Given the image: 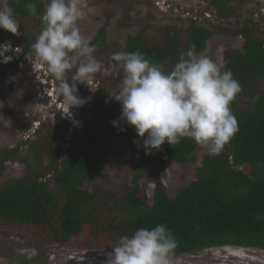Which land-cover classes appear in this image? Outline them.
Returning a JSON list of instances; mask_svg holds the SVG:
<instances>
[{"label":"trees","instance_id":"obj_1","mask_svg":"<svg viewBox=\"0 0 264 264\" xmlns=\"http://www.w3.org/2000/svg\"><path fill=\"white\" fill-rule=\"evenodd\" d=\"M204 1L218 18L236 15L233 0ZM29 2L35 3L36 15L27 11L25 5ZM7 7L13 9L16 19L40 16L42 30L46 7L41 0H11ZM106 27L99 28L91 41L96 49L106 43ZM144 29L127 38L123 51H139L163 70L174 68L181 52H187L192 45L195 55L204 52L218 27L191 21L185 29V41L182 28L177 25L162 28V37L158 39ZM238 32L245 40L243 47L225 52L221 67L231 70L242 87L231 105L239 131L219 155L211 156L207 152L203 156L194 181L173 197L164 185H157L152 203L141 194L140 180L148 166L157 167L154 175L158 177L171 160L179 164L195 160L199 144L184 138L175 146L165 142L151 153L143 149L136 162L138 171L132 187L113 201L85 187L104 177L101 171L109 147L98 135V124L108 102L116 103L114 98L109 99L108 92L117 88L122 79V71L117 68L112 76L96 74L97 90L89 94L96 102V111L79 133L69 136L70 122L58 111L50 133L42 134L39 129L32 139L0 149V176L9 161H21L27 169L24 176L0 184V222L16 227L46 224L50 232L45 239L60 243L83 235L88 228L95 236L107 232L117 243L120 236H131L140 227L163 224L174 233L175 254L227 245L264 249V93L254 92L264 79V37L258 35L252 20L239 26ZM34 42L23 37L24 52L33 57ZM113 52L116 51L110 53L105 66L115 63L110 60ZM24 83L28 84L29 80L17 84L25 90ZM240 103L244 105L242 109L238 108ZM20 146H28L30 153L24 154ZM245 167L250 171H245ZM108 208L115 211L106 220L104 214Z\"/></svg>","mask_w":264,"mask_h":264},{"label":"rangeland","instance_id":"obj_2","mask_svg":"<svg viewBox=\"0 0 264 264\" xmlns=\"http://www.w3.org/2000/svg\"><path fill=\"white\" fill-rule=\"evenodd\" d=\"M9 1L11 0H0V7H7ZM41 1L45 7L49 3V0ZM232 4L236 15L218 18L213 13L205 15L209 6L204 0H79L82 18L78 24L82 34L91 41L99 28L107 26L106 43L95 52L97 59L107 65L110 53L123 51L127 38L144 28L158 39L162 37V28L177 25L182 28L179 30L185 41V29L196 18L199 23H211L218 27L217 32L209 39L206 50L197 56H207L222 66L225 52L243 47L245 40L239 35V26L252 20L256 24L258 35L264 37V0H233ZM40 19V16L16 19L20 24L21 34L15 35L0 29V43L17 47L22 52L20 47L23 37L36 40L40 34ZM20 52L14 57L15 63L12 66L2 64L4 61L0 60V149L18 146L28 137L30 130L40 129L42 134L50 133L55 113L60 111L65 115L67 111L64 102L62 105L54 102L57 82L54 90L43 87L40 92L39 84L31 78L33 75L43 81L41 67L45 65L34 64V57ZM23 80H29L28 84L24 83L25 90L17 84ZM78 85V95L85 103L71 109L75 118L72 119L73 122L69 118V122L83 127L85 121L93 118L96 102L89 95V86ZM254 92L264 93V79L257 84ZM243 101L246 102V98ZM243 106L240 103L238 108L242 109ZM121 110L122 105L118 101H109L106 106L98 124V135L109 147V156L101 171L104 177L96 178L85 186L89 191L97 192L100 197L112 201L115 196L132 187L133 178L138 171L136 162L144 149V138L139 137L134 126L124 121H120L119 127L114 126L113 121H119ZM121 128L124 130L121 131ZM35 135L32 133L30 139ZM20 147L24 154L30 153L28 146ZM206 153L207 149L199 145L194 161L179 164L171 160L158 177L154 175L157 167L148 166L140 180L141 194L152 203L155 187L164 185L168 194L175 196L180 189L197 178V168ZM43 160L47 162L46 158ZM244 169L250 171L249 167ZM26 172L23 162L9 161L0 176V184L6 179L24 176ZM114 211L109 208L105 210V219H110ZM51 216H54V212ZM48 232L50 227L46 224L16 227L0 222V264H106L108 254L116 244L107 232H99L95 236L89 228L83 235L76 236L68 243L45 239ZM29 247L36 248L38 253L31 260L19 251ZM173 261L174 264H264V249L237 245L217 246L183 255L174 254Z\"/></svg>","mask_w":264,"mask_h":264},{"label":"clouds","instance_id":"obj_3","mask_svg":"<svg viewBox=\"0 0 264 264\" xmlns=\"http://www.w3.org/2000/svg\"><path fill=\"white\" fill-rule=\"evenodd\" d=\"M25 7L30 15L37 14L35 3L29 2ZM208 10L206 16L211 13L217 16L210 6ZM81 18L79 0H49L42 15L44 26L31 45L33 63L45 65L41 68L43 81L33 75L31 78L39 84L40 92L43 87L54 90L57 82L54 102L60 105L64 102L67 109L64 116L68 120L73 122L75 118L71 109L85 103L78 95V84H86L91 91H96L93 86L96 74L112 76L118 68L122 71V79L117 88L108 92L109 99L114 98L122 105L120 119L113 124L119 127L120 121H124L134 126L139 137L144 138L143 147L147 153L160 149L165 142L175 146L184 138L204 146L211 156L223 151L239 131L231 105L242 87L231 70L222 69L207 56L195 55V45L181 52L170 72L150 62L139 51L113 52L110 60L115 63L105 66L95 56L96 46L81 32L78 24ZM192 21L198 22L196 18ZM0 29L21 34L12 8L0 7ZM20 49L22 52L17 47L0 43L2 64H14L19 52L29 55L23 47ZM81 128L72 124L69 136L79 133ZM36 132L30 130L25 140ZM176 247L174 233L165 225L140 227L131 236H120L106 264H174ZM19 251L28 260L38 254L34 247Z\"/></svg>","mask_w":264,"mask_h":264},{"label":"flooded vegetation","instance_id":"obj_4","mask_svg":"<svg viewBox=\"0 0 264 264\" xmlns=\"http://www.w3.org/2000/svg\"><path fill=\"white\" fill-rule=\"evenodd\" d=\"M95 83V82H94ZM94 86V89L96 88V83H95V85H93Z\"/></svg>","mask_w":264,"mask_h":264},{"label":"built area","instance_id":"obj_5","mask_svg":"<svg viewBox=\"0 0 264 264\" xmlns=\"http://www.w3.org/2000/svg\"><path fill=\"white\" fill-rule=\"evenodd\" d=\"M41 68H43V67H41ZM55 100H56V98H55Z\"/></svg>","mask_w":264,"mask_h":264}]
</instances>
